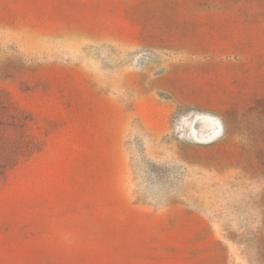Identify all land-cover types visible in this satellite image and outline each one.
<instances>
[{
  "label": "rangeland",
  "instance_id": "1",
  "mask_svg": "<svg viewBox=\"0 0 264 264\" xmlns=\"http://www.w3.org/2000/svg\"><path fill=\"white\" fill-rule=\"evenodd\" d=\"M0 264H264V0H0Z\"/></svg>",
  "mask_w": 264,
  "mask_h": 264
}]
</instances>
